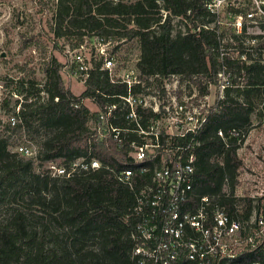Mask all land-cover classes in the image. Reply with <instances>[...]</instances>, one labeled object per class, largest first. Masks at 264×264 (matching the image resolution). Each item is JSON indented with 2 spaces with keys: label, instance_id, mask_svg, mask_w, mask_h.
I'll use <instances>...</instances> for the list:
<instances>
[{
  "label": "trees",
  "instance_id": "16d2710c",
  "mask_svg": "<svg viewBox=\"0 0 264 264\" xmlns=\"http://www.w3.org/2000/svg\"><path fill=\"white\" fill-rule=\"evenodd\" d=\"M55 5L50 28L57 38L79 39L74 49L85 42L86 36L116 42L136 39L140 46L137 67L142 76L197 77L194 83L200 96L209 93L204 81L214 82L218 71L216 37L203 29L191 32L202 23L205 9L200 0H58ZM162 10L167 12L166 17ZM172 16L187 20V35L174 31ZM102 64L103 57L92 58L90 78L79 96L66 86L63 64L55 57L44 70L43 85L30 74L16 80L11 95L20 97L16 101L19 110L14 112L18 123H9L7 130L40 135L36 160L60 161L68 166L78 158H89L99 160L102 167L70 178H52L35 172V159L12 152L9 138L0 137V201L14 190L11 196L18 202L11 217L0 222V264H135L131 254L135 221L130 215L135 191L110 171L136 166L129 157L131 148L111 135L100 138L89 126L98 113L82 104L88 99L103 107L127 94L126 85L112 83L108 71L101 70ZM229 67L246 84L227 90L207 116L195 148L192 201L195 204L209 196L233 217L247 219L261 204L236 196L243 167L238 150L244 139L231 137L228 132L237 129L247 133L252 125L253 99L264 96V64ZM5 87H10L9 83ZM4 105L10 102L6 99ZM114 124L124 127L127 121L120 117ZM220 130L226 141L219 136ZM221 154L225 157L223 165L215 159ZM140 178L143 176L137 173L136 180ZM253 261L264 262L263 253H246L233 264Z\"/></svg>",
  "mask_w": 264,
  "mask_h": 264
},
{
  "label": "built area",
  "instance_id": "2783aa9c",
  "mask_svg": "<svg viewBox=\"0 0 264 264\" xmlns=\"http://www.w3.org/2000/svg\"><path fill=\"white\" fill-rule=\"evenodd\" d=\"M200 2L205 9L202 23L191 32L199 33L203 29L216 37L218 71L214 82L204 81L208 91L213 90L216 96L213 104L209 102L211 93L200 96L193 83L197 77L190 80L181 75L142 76L137 66L117 76L114 58L106 51L112 42L95 36V57H103L101 70L108 71L112 83L124 84L127 88L126 95L118 96L119 101L106 102L103 107L89 100L96 106L94 113H98L96 119L91 118L89 126L100 138L111 135L119 144L127 142L130 145L129 157L136 166L110 171L120 183L135 191V204L130 213L135 221L132 232L135 244L131 252L135 264H233L249 252L264 255V194H250L254 205L259 201L261 206L247 219L233 217L209 196L199 198L195 204L192 201L195 198V148L200 144L198 136L216 103L224 98L227 90L238 87L235 82L243 78L229 66L264 64V0ZM162 13L166 17L167 12L162 10ZM186 22L182 17L172 16L174 31L183 36L189 33ZM85 48L86 42L73 50L72 58L74 74L83 85L93 69L92 59L83 55ZM193 98H196L194 102ZM85 100L88 99L82 104ZM120 117L126 119V126L114 124ZM9 123L15 126L17 117L12 116ZM218 134L226 141L223 131ZM228 135L240 140L246 137L245 132L237 129H231ZM17 153L23 157L34 156L29 145L18 146ZM215 159L224 164L223 154ZM101 167L97 159L78 158L68 166L57 161L48 162L44 174L52 178H70ZM240 171L238 185L242 182ZM137 173L143 176L139 181ZM250 190L253 192L254 188Z\"/></svg>",
  "mask_w": 264,
  "mask_h": 264
},
{
  "label": "rangeland",
  "instance_id": "374dc122",
  "mask_svg": "<svg viewBox=\"0 0 264 264\" xmlns=\"http://www.w3.org/2000/svg\"><path fill=\"white\" fill-rule=\"evenodd\" d=\"M57 1L0 0V137L9 138L12 152H17V147L21 145L31 146L34 156L25 158L35 159L34 170L37 173H45L47 167V163H40L36 160L40 150L36 140L40 138V135L26 132L19 134L7 130L10 118L19 109V106L16 107V101L20 97L11 95L16 80L30 74L34 75L43 85L45 83L44 70L51 58L55 57L63 64L62 76L73 94L79 96L85 90L81 79L74 74V64H72L74 46L80 40L76 37L57 38L50 28ZM84 41L86 48L83 55L90 60L95 57V36H86ZM111 42L106 51L114 58V73L121 76L133 71L140 58L138 41L134 39ZM6 83H9L10 87L6 88ZM235 83L239 86L231 90L244 88L246 84L243 78ZM232 92L235 94V91ZM187 93L192 94L190 87H187ZM209 93H211L209 102L213 104L216 102V96L213 90ZM6 99L10 102L7 107L4 105ZM195 99L193 98V102ZM240 100L245 99L240 97ZM253 101L255 111L251 117L252 125L247 128V133L245 131L246 137L238 151V155L243 160V167L240 171L242 182L236 190V196L239 198H248L251 193L255 196L264 194V96L254 98ZM85 104L92 112L97 111L91 101L85 100ZM261 110L263 113L258 116ZM57 162L60 163V161ZM252 187L253 192L250 190ZM13 192L14 190L8 191V195L0 201V222H6L11 217L13 209L18 206V202L15 203L16 201L14 202L11 196ZM17 200H19L18 197Z\"/></svg>",
  "mask_w": 264,
  "mask_h": 264
}]
</instances>
